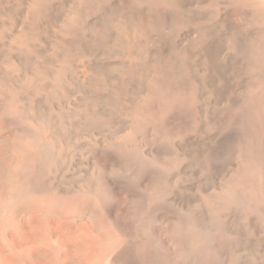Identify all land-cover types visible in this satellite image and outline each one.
Segmentation results:
<instances>
[{"label": "bare ground", "instance_id": "bare-ground-1", "mask_svg": "<svg viewBox=\"0 0 264 264\" xmlns=\"http://www.w3.org/2000/svg\"><path fill=\"white\" fill-rule=\"evenodd\" d=\"M0 117V264H264V0H0Z\"/></svg>", "mask_w": 264, "mask_h": 264}, {"label": "rangeland", "instance_id": "rangeland-1", "mask_svg": "<svg viewBox=\"0 0 264 264\" xmlns=\"http://www.w3.org/2000/svg\"><path fill=\"white\" fill-rule=\"evenodd\" d=\"M0 123L1 124H3V120H2V118L0 117ZM260 215H256L255 217H254V219H253V222H252V228H250V230L248 229L247 231H249V232H244L243 234H242V236L241 237H239V239H238V242L240 243V244H242L243 243V245H244V243H245V240H246V237H247V234L248 235H250V233H252V231H256V234H254L255 236L254 237H256V238H254V237H252L251 239H252V243H254L253 242V238L256 240L257 239V241L259 242V239H260V241H261V239H263L264 238V219H262V220H260V218H262L261 216L259 217ZM256 221V222H255ZM258 221V222H257ZM256 224H255V223ZM263 224V225H262ZM260 225H261V227H260ZM83 228H84V230L90 235L91 234V236H93L94 235V237H96V243H97V245H100V244H102L103 242H105V236H106V233L109 231V227L108 226H95V225H88V224H85L84 226H83ZM101 228V229H100ZM263 230H262V229ZM100 229V230H99ZM254 229V230H253ZM257 229V230H256ZM79 231H80V229H79ZM78 231V232H79ZM254 231V232H255ZM80 232H82V231H80ZM258 232H260V233H258ZM260 234V235H259ZM263 234V235H262ZM258 235L261 237L262 236V238H260V237H258ZM246 236V237H245ZM243 237V238H242ZM241 239V240H240ZM243 240V241H242ZM241 241H242V243H241ZM262 241H264V239L262 240ZM258 242H255V244L256 243H258ZM248 255V256H247ZM252 255H254V254H251V252H247L246 253V257L247 258H249V257H251V258H253L254 256H252Z\"/></svg>", "mask_w": 264, "mask_h": 264}]
</instances>
